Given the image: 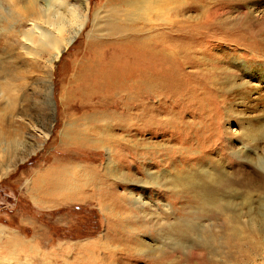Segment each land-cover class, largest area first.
I'll list each match as a JSON object with an SVG mask.
<instances>
[{
    "label": "rangeland",
    "instance_id": "374dc122",
    "mask_svg": "<svg viewBox=\"0 0 264 264\" xmlns=\"http://www.w3.org/2000/svg\"><path fill=\"white\" fill-rule=\"evenodd\" d=\"M0 264H264V0H0Z\"/></svg>",
    "mask_w": 264,
    "mask_h": 264
},
{
    "label": "bare ground",
    "instance_id": "6f19581e",
    "mask_svg": "<svg viewBox=\"0 0 264 264\" xmlns=\"http://www.w3.org/2000/svg\"><path fill=\"white\" fill-rule=\"evenodd\" d=\"M85 3L86 2H84V4ZM29 24L31 26L30 32H31L32 36L37 37L39 39L38 47H40L43 51L45 50V48L50 47L51 49L54 50L55 60H58L60 55L62 54V51L64 50L65 44H67V42L71 41V40H68L67 42H65L66 40L63 39L62 32L64 29L63 30L60 29L61 26H59V29L56 28V29H51V30L49 29L48 30V29H45L44 27L40 26L39 24H37L35 21H32ZM30 46H32V44ZM7 244H8V246L11 245L10 242H8Z\"/></svg>",
    "mask_w": 264,
    "mask_h": 264
}]
</instances>
